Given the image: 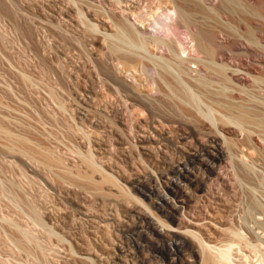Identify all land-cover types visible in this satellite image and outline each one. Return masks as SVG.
Returning a JSON list of instances; mask_svg holds the SVG:
<instances>
[{"label": "rangeland", "instance_id": "1", "mask_svg": "<svg viewBox=\"0 0 264 264\" xmlns=\"http://www.w3.org/2000/svg\"><path fill=\"white\" fill-rule=\"evenodd\" d=\"M48 1L38 0L40 6L33 3L36 0L17 1L18 11L23 17L21 23L24 21L23 24L27 25L26 29L30 28V33L28 30L24 33L25 29L23 32H16L13 20L7 17L0 19L1 264H196L197 244L191 237L183 234L182 228L206 229L204 232H209L210 229V240L220 242L227 237L223 230L232 226L235 218L236 225L244 220L250 206L248 184L235 175L226 153H220L208 146V137L198 134L190 136L188 133L173 132L168 128L159 132L152 127V135L147 133L151 140V153L139 146L138 139L148 136L143 133H137L135 141L124 147L111 140L107 142L106 150L99 152L98 155L102 157L100 163L105 165L107 170L110 169L109 171L121 180L122 185L131 191L134 197L142 200L154 215L141 204L132 202L127 204L131 209H124V203L113 196L100 197L87 185H83L85 189L81 185L79 188L78 184L76 186L67 179L59 178L54 171L35 162L34 158L29 159L30 156L26 157L24 153L23 156L21 148H17L13 153L4 148L5 144L12 143L4 133L9 131L24 140L27 138L32 146L36 144L34 148L37 146L52 151L63 158L72 170L77 169V166L82 168V164H78L80 161L76 157V151H73L78 148L77 143H84L82 135L80 138V130L82 127L85 131L89 130L87 132L92 134L93 140L100 137L98 131H94L96 120L88 119L90 114L84 109L88 101H91L94 107L91 106L90 110L102 112L109 103L113 108L123 104L119 103L122 102L119 97L115 100L106 92L105 95L101 88L102 77H99L101 75L96 71V66L105 52L101 36L96 35L97 40L92 45L90 41L83 42L76 29L78 27L74 26L79 24L78 16H73L70 21L62 15V7L69 8L65 3L64 6L55 7L58 9L57 13L62 12L60 18L64 19L58 18L60 27L56 25L59 24L58 19V23L55 21L54 32L50 31L52 26L49 30L42 25L41 28L36 22L38 18L33 19L37 17L38 11L46 14L47 8H54L49 5L51 3L47 4ZM31 2L37 6L32 8ZM28 3H31L30 7ZM106 9L111 10L112 7L106 5ZM67 11L68 9L65 10ZM92 19L103 30H111L110 21L105 16L95 14ZM29 26L34 28L33 33L36 30L39 32L33 34V29ZM80 39L79 44H82L77 45ZM49 83L57 85L52 86ZM55 86H58V89ZM103 94L105 100H102ZM97 96H101L102 101L99 102ZM106 96L110 97L112 102ZM57 97H60L59 100ZM65 98L66 100L62 101ZM109 106L107 111L111 109ZM168 111L169 109H164L165 113H169ZM111 118L117 120L113 114ZM81 121L87 122L86 128L90 124L95 129L91 130L89 127L90 129L86 130ZM117 121L118 126L129 132L131 140L133 132ZM116 124L112 126L115 127ZM79 125L82 127H78ZM184 129L189 131L188 128ZM133 143L138 144V147L133 146ZM68 147L74 148L71 149L73 153ZM196 150H202V161L195 159ZM145 151L159 161L144 156L147 163L142 162L137 157ZM125 154L127 155L124 156ZM165 159H170V163H165ZM110 189L116 192L110 185L104 186V190ZM31 203L43 210L40 212L43 219L45 218L47 229L32 223L29 207L32 209L31 206H35ZM9 218L15 223L25 225L23 227L26 230L36 232L35 235L42 238L39 240L43 244L48 242L47 252L42 254L41 251L35 250L37 254L34 253L33 256L30 252L19 250L14 245L19 232L13 228L11 222H6ZM158 218L169 223L172 230L162 226ZM5 229L7 232H4ZM46 230H53L55 235L48 234ZM12 249L13 254L10 251ZM168 254H171V257Z\"/></svg>", "mask_w": 264, "mask_h": 264}, {"label": "bare ground", "instance_id": "2", "mask_svg": "<svg viewBox=\"0 0 264 264\" xmlns=\"http://www.w3.org/2000/svg\"><path fill=\"white\" fill-rule=\"evenodd\" d=\"M17 1L0 0V19L7 17L13 20L16 32L25 29L23 31L27 33V25L23 24L24 21L21 23L23 17L18 11ZM49 1L47 4L51 3L49 5L54 8H47L46 14L34 10L38 15L33 19L38 18L37 24L48 30L52 26L50 31L54 32L53 29L56 28V25L60 27L58 18L64 12L65 14L62 13V15L70 21L73 16H78L79 24L77 25L75 22L74 26L78 27L75 28L78 29L83 42L90 41L92 45L97 40L96 35L101 36L105 52L96 66L98 70L95 69L101 75L99 77H102V83H99L102 84L101 88L104 90V94L106 92L115 100L119 97V101H122L119 103L123 104L116 105H122L121 108H116V106L113 108V106H109V103L107 106L111 109L107 111L108 107L105 105V113V110L103 112L90 110L93 105H91V101H88L84 109L88 115L90 114L91 118L88 119L96 120L94 124H97L96 129L92 128L90 124L89 127L91 130L95 129L96 133L98 131L100 137L98 134V140L95 139L96 137H93L95 139L93 140L92 134L87 132L89 131L87 129L90 128H86L87 124L85 123L88 121H81L87 130L85 131L82 125L78 126L82 127V129H78L82 131L80 138L82 135L84 143H80V141L77 143L79 146L76 145L78 148L74 146L76 150H73L72 147L71 149L76 151V157L80 161L78 164L81 163L80 167L83 166L82 168L77 166V169L72 170L65 164L63 158L52 151H46L45 148L37 146L41 149L34 148L36 144L32 146L30 142L28 143L27 138L26 141V139L14 136L5 130L4 133L12 143L5 144L4 148L6 147L9 152L12 151L11 153L17 148H21L22 155L24 153L25 156H30L29 159L34 158L35 162L48 167L47 169L54 171L59 178L67 179L76 186L78 184L79 188V185L81 187L87 185L100 197L111 198L113 196L124 203V209H131L132 207L127 204L132 202L141 204L154 215L142 200L134 197L132 192L122 185L121 180L110 172V169L107 170L105 165L100 163L102 157L98 155L99 152L106 150L105 146L111 140H115L124 147L129 142L135 141L137 133L152 135L150 131L152 127L159 132L168 128L173 132L188 133L190 136L192 134L204 135L205 138L208 137L209 147L228 155L235 175L248 184L250 206L244 220L236 225L235 218L232 226L223 230L227 237L220 242L210 240V229L209 232H204L206 229L203 231L189 227L182 228L183 234L191 237L197 244L196 264H264V0ZM31 3H28L29 7ZM33 3L40 6L38 0ZM33 3L32 8L35 5ZM64 3L69 6L67 8L65 5L68 11L65 12L66 9L62 7L64 10L61 9L62 12L57 13L58 9L55 7L58 8ZM106 5L111 6L112 9L107 10ZM95 14L105 16L110 21L111 30H103L92 19ZM57 19L59 24L55 25V21L58 23ZM71 23L73 25V22ZM26 24H28L27 21ZM29 27L33 29L31 30L33 33L34 28ZM36 32L39 31L36 30ZM56 33H58L57 30ZM59 33L61 34V32ZM49 34L51 35V32ZM30 35L28 34V36ZM81 39L77 45L82 44V42L79 44ZM65 40L67 41V39ZM75 46L74 48L77 47ZM79 50L82 52L81 49ZM79 54L81 58V53ZM51 92L50 94H52ZM104 94L102 100H105L106 94ZM54 97L56 98V96ZM100 97L98 98L99 102ZM107 98L110 99V97ZM164 109H169L170 114L165 113ZM112 114L118 121L111 118ZM78 119L81 118L78 117ZM116 121L133 132L131 140H129V132L122 126H118ZM77 122L79 123L80 120ZM90 122L93 126V122ZM114 123L117 126L113 127ZM184 128H188L189 131H185ZM77 134L79 135V133ZM138 143L142 149L151 153L149 135L138 139ZM207 143L205 144L207 145ZM133 146L138 147V144L133 143ZM208 152L213 155L211 151ZM150 153L145 151V153H140L137 158L146 163L147 159L144 156L156 159ZM194 156L196 160L202 161V150H196ZM165 160V163H170V159ZM1 184L0 176V264ZM106 184L114 188L116 192L111 189L110 191L104 190ZM85 186H83L84 189ZM33 206L35 207L31 206L32 209L29 207L32 223H36L37 226L39 225L38 227L45 226L44 228L47 229L45 218L43 219L40 212L43 210H39L40 206H38L39 209L36 205ZM10 220L6 222L12 223L13 228L19 232V237L17 238L15 235L16 240L13 239L15 240L14 245L19 250L30 252L33 256L34 253L37 254L35 250L41 251L42 254L46 251L48 242L43 244L39 240L42 238L35 235L36 232L26 230L23 227L25 225L15 223L12 221L13 219ZM158 220L167 230H172L169 223L160 218ZM5 230L4 232H7V229ZM52 231H48V234L53 235ZM51 238L48 237V239ZM10 251L12 253L13 249ZM168 255L171 257V254Z\"/></svg>", "mask_w": 264, "mask_h": 264}]
</instances>
